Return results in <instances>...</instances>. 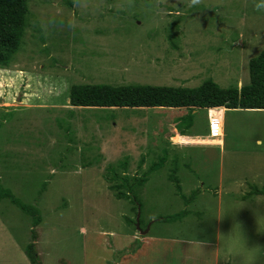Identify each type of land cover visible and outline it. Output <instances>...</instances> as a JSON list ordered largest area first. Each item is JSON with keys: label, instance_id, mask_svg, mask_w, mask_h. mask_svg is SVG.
<instances>
[{"label": "rangeland", "instance_id": "374dc122", "mask_svg": "<svg viewBox=\"0 0 264 264\" xmlns=\"http://www.w3.org/2000/svg\"><path fill=\"white\" fill-rule=\"evenodd\" d=\"M90 2L81 16L60 0L82 27L45 31L37 18L51 0H30L22 44L0 69V191L42 217L35 226L0 201V264H32L33 242L41 264H264V194H251L264 190V109H227L212 138V108H73L75 119L62 106L73 83L249 84L264 10L257 0ZM187 128L198 145L180 141ZM165 154L136 190L140 205L110 189L108 167L122 173L127 158V173L139 175ZM171 174L184 195L197 192L189 205ZM185 209L181 220H160Z\"/></svg>", "mask_w": 264, "mask_h": 264}, {"label": "trees", "instance_id": "16d2710c", "mask_svg": "<svg viewBox=\"0 0 264 264\" xmlns=\"http://www.w3.org/2000/svg\"><path fill=\"white\" fill-rule=\"evenodd\" d=\"M30 0H0V68L10 66L15 54L19 50L30 13ZM67 3L69 1H66ZM70 5H72L70 3ZM250 83L241 88H222L213 80L205 81L201 86L189 88L184 86H155L140 84H75L71 87V105L83 108H157L160 110H175L180 108H210L224 106L229 109H264V51L249 64ZM178 118V117H177ZM188 127L192 126L193 117L188 118ZM181 123V122H180ZM187 128L186 132L188 131ZM183 132V131H182ZM185 132V131H184ZM70 138V137H69ZM72 143V140L70 138ZM70 143V144H71ZM166 154L149 167L147 171L139 175H130L128 171V159L120 164L123 172L118 173L116 168L108 167L105 174L107 181L111 183L110 189L116 192L118 198L132 197L134 202L140 205L137 199V188L145 185L149 175L163 166ZM139 164V168H141ZM175 172V168L173 170ZM170 178L176 183L178 193L186 205H189L197 197V192L186 196L182 192V186L176 175ZM119 179L120 183H116ZM251 194H264L263 189L256 188ZM8 198L12 204L19 206L24 213L34 216L35 226L42 222L41 214L24 205L9 190L0 191V201ZM190 214L189 210H183L175 215L162 217L167 222L178 221ZM37 240V233L34 232ZM27 256L32 264H41V259L36 251V242L30 243L25 248Z\"/></svg>", "mask_w": 264, "mask_h": 264}, {"label": "clouds", "instance_id": "9594fccd", "mask_svg": "<svg viewBox=\"0 0 264 264\" xmlns=\"http://www.w3.org/2000/svg\"><path fill=\"white\" fill-rule=\"evenodd\" d=\"M71 2H72V7L75 10L79 11L81 16H84L92 11V5H91L90 0H71ZM255 7L257 8V10H264V0H257ZM37 23L45 31L56 30V29H66V30L72 31V30L82 27V21L80 19L66 13L63 10V6L60 3V0H51V3L47 6L46 11L38 16ZM170 25L173 26V29H176L177 27L181 29V26L175 23L173 24L170 23ZM73 85H75V83L71 84L69 87L70 89L69 96L71 92V87ZM73 107H76V106H73ZM210 108L218 111L217 118L209 119V128H210L209 136H212V138H215L221 135L223 131V121H222L223 109L226 110L229 108H226L224 106L210 107ZM184 109H188V108H184ZM207 139L211 140V142L213 140V139H210L209 137H207ZM257 195H262V194H257ZM250 196L251 195H248V197ZM138 228L141 231V233L147 231V230H141L139 226V221H138ZM148 231H149V228H148ZM145 234L142 233V235H145Z\"/></svg>", "mask_w": 264, "mask_h": 264}, {"label": "crops", "instance_id": "0c3cea01", "mask_svg": "<svg viewBox=\"0 0 264 264\" xmlns=\"http://www.w3.org/2000/svg\"><path fill=\"white\" fill-rule=\"evenodd\" d=\"M182 27V26H181ZM66 80V79H65ZM68 84H69V81H68ZM68 89H69V86H68ZM67 97H68V100H67V103L68 104H62V106H63V108L69 113V116L71 117V118H75L76 116H75V114H76V112H75V110H73V108H79V107H73L72 105H71V102H70V96L69 95H67ZM80 110V109H79ZM225 114H227V109L226 110H224L223 109V112H222V121H223V126H224V116H225ZM76 119V118H75ZM71 122V121H70ZM178 122V120L175 122V123H177ZM70 128H71V126H70ZM190 129H188V131H189ZM188 131L186 132V130H185V132L183 131V132H181V136H180V141L182 142V140H184V141H189V142H191V143H189V144H194L193 142V140L195 139V138H193V137H188L189 136V134H188ZM177 134H180V132L179 133H177ZM198 139H200V138H198ZM201 139H205V138H201ZM207 139V138H206ZM171 141V140H170ZM172 143H176V142H174V141H171ZM180 142V144L181 145H183L182 143ZM64 143H65V140H64ZM186 143V142H185ZM223 143V141H221L220 142V145H223L222 144ZM210 144H213V143H210ZM194 145H198V144H194ZM190 146V145H189ZM153 237H155V236H153ZM136 238V237H135ZM187 242H189V241H187ZM200 245H204V244H202V243H200ZM215 246H218V243H215L214 244ZM169 246H171L172 247V245H169ZM159 248H161V245L159 246Z\"/></svg>", "mask_w": 264, "mask_h": 264}, {"label": "water", "instance_id": "95a60500", "mask_svg": "<svg viewBox=\"0 0 264 264\" xmlns=\"http://www.w3.org/2000/svg\"><path fill=\"white\" fill-rule=\"evenodd\" d=\"M147 232H148V230H147V231H145V232H142V233H144V234H145V233H147Z\"/></svg>", "mask_w": 264, "mask_h": 264}]
</instances>
